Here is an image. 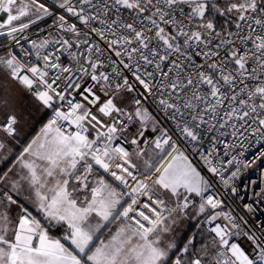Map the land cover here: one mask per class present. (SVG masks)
I'll return each mask as SVG.
<instances>
[{"label":"snow or ice","instance_id":"1","mask_svg":"<svg viewBox=\"0 0 264 264\" xmlns=\"http://www.w3.org/2000/svg\"><path fill=\"white\" fill-rule=\"evenodd\" d=\"M59 8L30 39L49 7L0 0V36L19 49L0 56V90L22 88L52 113L0 174V264H264V225L248 228L214 183L235 193L252 163L241 149L264 140V0ZM2 103L0 151L20 123ZM190 209L201 239L178 248L167 234Z\"/></svg>","mask_w":264,"mask_h":264},{"label":"built area","instance_id":"2","mask_svg":"<svg viewBox=\"0 0 264 264\" xmlns=\"http://www.w3.org/2000/svg\"><path fill=\"white\" fill-rule=\"evenodd\" d=\"M49 7L53 13L51 17H45L44 20L39 21L36 25L30 27L29 30L24 33L28 35L30 39H37L38 37L46 36L49 31V25L52 24L53 20L61 15L65 14L63 9L59 8L60 0H41ZM217 24H223V17H215ZM43 29L44 31H41ZM27 47L26 41H21ZM11 49L19 52V49L14 46V43L10 38L5 37L4 41L0 43V55H6L7 51ZM65 62L67 59L65 58ZM146 105L151 111L156 114L165 126H171L169 122L164 120L163 114L159 113L155 105L151 101H146ZM51 111L47 117L46 124L51 118ZM242 159L250 161L251 166L247 169H243L240 177L233 182V186L236 187L237 191L232 193L228 188H224L219 184V179L215 178L214 183L220 188V194L225 199L226 204L231 208L234 213L238 216H243L244 220L247 221V227L252 230H259L264 225V197L257 195L264 191V158L260 157V153L264 152V140L251 139L244 149ZM207 175V173H204ZM245 204H251L253 206V212H247L244 208ZM202 220V219H201ZM201 220L197 223L196 230L202 227ZM243 245L249 251H252L251 245L243 240ZM253 256L255 253H252Z\"/></svg>","mask_w":264,"mask_h":264},{"label":"rangeland","instance_id":"3","mask_svg":"<svg viewBox=\"0 0 264 264\" xmlns=\"http://www.w3.org/2000/svg\"><path fill=\"white\" fill-rule=\"evenodd\" d=\"M5 37L0 36V39H5ZM4 99L10 100L15 107V111L20 116L17 135L14 138H9V140H19V145L22 143L23 147H25L27 146L26 143L33 139L34 133L40 128L51 110L44 108L38 101H35L27 91L15 86L8 93L0 90V108L4 107L2 103ZM7 147H11V145H7L5 149ZM21 149L20 151H22ZM3 151H0V155ZM201 219V217L196 215L195 209H190L188 215L180 217L173 225L172 231L167 234V241L175 243L179 248L189 229L194 224L197 225ZM193 235L191 234L190 237Z\"/></svg>","mask_w":264,"mask_h":264},{"label":"crops","instance_id":"4","mask_svg":"<svg viewBox=\"0 0 264 264\" xmlns=\"http://www.w3.org/2000/svg\"><path fill=\"white\" fill-rule=\"evenodd\" d=\"M50 111V110H49ZM44 127V126H43ZM42 127V128H43ZM41 130V129H40ZM40 130L38 133L33 137V139L40 133ZM3 134H0V138H2ZM31 142V141H30ZM22 144V143H21ZM19 145V140H7L6 146L11 145V147H7L2 154L0 155V174L3 172H7L9 168H13V165L16 163L17 157L20 155V153L23 151V144ZM19 145V148H18ZM26 147V146H25ZM20 148H22L20 151ZM13 160V161H12ZM11 162V163H10ZM15 171V169H13ZM14 197L17 198L20 202L24 203L26 206H28L30 209L33 208L31 202L27 199V192L22 191L18 196L14 194ZM16 211V206H12V214L14 215ZM51 234V233H50ZM52 235V234H51ZM53 237H58L55 235H52Z\"/></svg>","mask_w":264,"mask_h":264},{"label":"trees","instance_id":"5","mask_svg":"<svg viewBox=\"0 0 264 264\" xmlns=\"http://www.w3.org/2000/svg\"><path fill=\"white\" fill-rule=\"evenodd\" d=\"M4 41V39H0V43L1 42H3ZM50 113V112H49ZM49 113H48V115H49ZM46 120H47V118L45 119V121L42 123V125L40 126V128H38V130H36V132L34 133V135L33 136H35L37 133H38V131L46 124ZM30 142V141H29ZM28 142V143H29ZM28 143H26V145L28 144ZM13 161V160H12ZM11 163V162H10ZM196 226L197 225H193L190 229H189V232L186 234V236H185V238L183 239V241H182V244L179 246V248L180 247H183V245L187 242V240H188V238L190 237V235L191 234H194L195 236H196V238H197V240H200L201 239V233H202V231H203V229H202V227L200 228V229H198V230H196ZM61 232H62V229H54V230H52L51 231V234L52 235H55V236H59L60 234H61ZM174 258V257H173Z\"/></svg>","mask_w":264,"mask_h":264}]
</instances>
